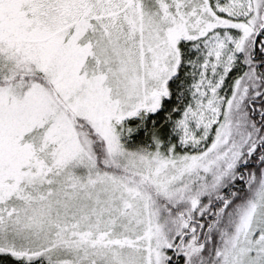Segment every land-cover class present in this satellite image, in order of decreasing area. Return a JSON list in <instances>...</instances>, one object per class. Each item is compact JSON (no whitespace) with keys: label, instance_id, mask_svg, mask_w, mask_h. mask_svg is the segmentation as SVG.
<instances>
[{"label":"snow or ice","instance_id":"1","mask_svg":"<svg viewBox=\"0 0 264 264\" xmlns=\"http://www.w3.org/2000/svg\"><path fill=\"white\" fill-rule=\"evenodd\" d=\"M0 264H264V0H0Z\"/></svg>","mask_w":264,"mask_h":264}]
</instances>
